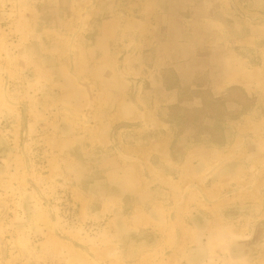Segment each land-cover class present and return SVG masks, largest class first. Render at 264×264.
<instances>
[{
  "label": "rangeland",
  "instance_id": "rangeland-1",
  "mask_svg": "<svg viewBox=\"0 0 264 264\" xmlns=\"http://www.w3.org/2000/svg\"><path fill=\"white\" fill-rule=\"evenodd\" d=\"M0 264H264V0H0Z\"/></svg>",
  "mask_w": 264,
  "mask_h": 264
}]
</instances>
